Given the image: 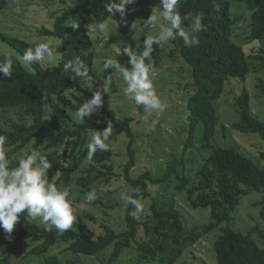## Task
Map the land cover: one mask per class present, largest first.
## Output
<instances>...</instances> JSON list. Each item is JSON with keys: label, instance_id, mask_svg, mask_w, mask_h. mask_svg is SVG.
Masks as SVG:
<instances>
[{"label": "trees", "instance_id": "1", "mask_svg": "<svg viewBox=\"0 0 264 264\" xmlns=\"http://www.w3.org/2000/svg\"><path fill=\"white\" fill-rule=\"evenodd\" d=\"M11 1L0 0V13ZM63 3L66 5L60 12H49L53 19L52 28L38 30L40 37L60 43L57 49L58 66L44 68L34 62L31 71L25 69L20 55L32 45L18 37L0 33L1 46L9 47L14 53L11 55L14 62L11 77L0 76V136L6 138L3 147L9 164L15 166L19 153L35 148L48 157L56 170L59 162L57 155L61 152L65 163L59 171L60 176L54 181L56 172L47 173L49 181L56 186L61 182L63 185L74 183L79 193L86 194L99 184L109 185L120 177L112 164L111 151L98 150L92 162L87 160V152L94 131H102L111 122L113 127L108 143L120 135L128 138L127 160L122 167L121 178L129 188L139 189V195H134V198L143 201L150 199L149 187L164 183L170 170L160 178H153L149 171L131 178L130 172L136 164V136L131 128L132 119L115 118L101 106L84 122L78 121L75 111L93 94L86 91L82 78L63 70L65 62L73 60L82 51H88L89 55L82 59H85L92 74L97 45L85 26L88 22L107 21L110 15L104 5L108 3L105 0H78L76 3L65 0ZM234 3L244 4L250 12L249 24L246 22L248 33L245 32L244 40L249 44L263 39L264 0H181L178 5L181 16L203 13L202 23L206 31L198 34V46L185 47L182 39L172 40L173 47L169 54L172 60L180 59L190 67L193 80L194 90L185 106L187 135L183 152L194 147L198 127L202 131L200 148L209 151L191 187L187 189L190 182L182 176L176 189L185 192L190 208L209 209L210 221L186 230L178 211L161 207L159 201L152 198L142 222L132 216L134 209L129 205L125 208L124 231L117 233L103 226V233L93 239L77 221L70 230L60 235L54 229L46 231L38 221L25 218V212L20 214L19 222L14 225L11 239H6V233L0 230V264H27L24 261L30 257L41 260V264H61L55 255L49 254V250L57 244H65L66 251L76 256L88 257L96 256L112 246V253L104 264H115L123 250L133 244L137 246L142 260H158V264H175L180 260V264H183L182 255L217 228L220 234L213 243L214 264H264V229L256 227L241 233L229 226L232 213L238 210L245 197L254 192L264 194V169L257 164L260 161L255 162L234 147L213 145L218 124L215 103L221 99L231 79L244 84L250 72L245 47L240 46L238 42L242 41H237L234 36V26L238 22L231 18ZM150 14L148 6L146 19ZM75 15L77 18L73 22L77 21L80 27L73 30L68 20ZM150 27L142 24L141 43ZM6 55H9L8 51L0 52V62ZM256 59L264 61V56H257ZM261 89L264 94L263 86ZM233 105L239 120L230 128L243 134H256L264 140V121L252 115L250 97L245 87L234 98ZM260 158L264 160V154ZM254 205L264 224V196ZM140 228L143 230L141 238ZM257 233L258 238L254 237ZM26 243L34 246L23 257L22 263L14 262L15 248Z\"/></svg>", "mask_w": 264, "mask_h": 264}, {"label": "rangeland", "instance_id": "2", "mask_svg": "<svg viewBox=\"0 0 264 264\" xmlns=\"http://www.w3.org/2000/svg\"><path fill=\"white\" fill-rule=\"evenodd\" d=\"M65 0H12L7 8L0 13V33L4 35L18 37L25 40L32 46L34 43L49 42L55 46L58 42L54 39L40 37L38 30L45 27L51 29L53 19L49 12H60L66 5ZM78 0H68L69 3H76ZM104 1V0H103ZM108 4H119L120 0H105ZM159 5V0H135L133 4L125 5V15L121 18L119 12H113L112 19L108 18L109 30L106 33L92 34L96 43V56L94 59L92 74L93 86L86 84L84 87L87 92L93 94L97 89L106 87V94H103L102 106L109 111L115 118L132 119L131 128L136 136L134 145L136 164L130 172L131 178H137L142 173L149 171L153 178H160L170 173L164 183L149 187L151 198L145 201L139 200L144 206V211L136 218L142 222L146 218L151 199L159 201V206L166 209H174L182 216V222L186 230L203 225L210 221L209 209H193L186 202L184 191H178L176 187L180 184V178L185 176L189 180L187 189L191 187L194 176L204 158L209 151H202V131L198 127L194 137V147L183 152L184 143L187 135V111L185 110L186 100L192 93L193 80L190 75L191 69L183 64V61L172 60L169 56L173 47L172 40L163 42L160 45L153 44L154 51L152 60L154 61V72L152 81L154 89L161 101L167 104L163 113L146 110L143 106H135L123 95L124 82L119 73L114 70H103V60L106 57L118 59L124 66L128 65L129 57L123 53V49L130 47L132 51L143 50L141 43L142 24L146 19V9L152 11L153 7ZM19 9V10H17ZM77 15L72 16L68 23H72ZM231 18L237 19L234 26V36L240 46H244L250 72L246 82L242 84L239 80L231 79L227 83L224 93L219 101L215 103L218 124L215 128L213 145L222 148L234 147L243 155L253 159L261 168L264 169V160L260 158L264 154V140L256 134H243L233 131L231 124L239 120L236 107L233 100L237 97L243 87L247 90L250 97V109L252 115L260 121H264V94L261 87L264 88V61L257 60V56H264V38L259 41H252L249 44L244 40L246 22L249 24L250 12L245 9L244 4L234 3L231 9ZM246 20V21H245ZM89 24V22H88ZM158 25L151 26L148 35H156ZM147 35V36H148ZM245 41V42H243ZM242 43V44H241ZM0 52L14 54L9 47L0 43ZM58 49V46H57ZM121 50V55L117 52ZM17 55V54H16ZM59 64V55L56 53ZM17 58V57H16ZM147 62V61H146ZM42 67L56 66V63L40 62ZM225 127V129H223ZM128 138L125 135L117 136L109 143V150L112 153V164L118 179H114L106 184H99L95 187L97 199L90 204L85 201V194L79 193L74 187V183L63 185L61 182L57 187H66L69 189V199L76 209V221L84 227L89 235L95 239L103 233V226H106L119 233L125 230V206L119 199L121 191L129 190L121 178L122 167L125 164L126 144ZM22 153L16 156V160ZM57 157L59 162L56 170L54 166L48 170L49 173L55 171L54 177L60 176V169L64 161L61 152ZM77 178V177H76ZM264 196L263 193H251L245 197L238 210L231 215L229 226L238 232L246 233L253 228L260 227L264 229V224L260 220L258 210L254 205ZM158 198V199H157ZM95 202V203H94ZM85 203V208L80 209L78 205ZM2 231V229H0ZM220 234L217 228L195 246L189 248L182 256L183 264H208L215 263L213 253V243ZM143 236V230H139V238ZM254 237L258 238L257 233ZM254 239V238H253ZM256 240V239H255ZM260 246V244L256 241ZM34 244H21L15 248L14 262L22 263L23 257ZM112 253V246L107 247L100 254L88 257L83 255H74L66 251L65 244H57L49 250V254L55 255L61 264H104ZM27 264H41V260L26 258ZM24 264V263H22ZM115 264H158L157 261L142 260L137 246L123 250L122 255ZM175 264H180L178 260Z\"/></svg>", "mask_w": 264, "mask_h": 264}, {"label": "clouds", "instance_id": "3", "mask_svg": "<svg viewBox=\"0 0 264 264\" xmlns=\"http://www.w3.org/2000/svg\"><path fill=\"white\" fill-rule=\"evenodd\" d=\"M135 0H120L119 4H105V10L111 19L113 12H119L121 18L125 15V5L133 4ZM181 0H159V5L153 7L151 14L144 20L145 26L158 25L156 35H148L143 41V50L133 52L130 47L123 49L128 59V65L124 66L118 59L106 57L103 60V70L109 69L119 73L124 82L123 95L135 106H143L146 110L163 113L167 104L162 102L153 86L152 74L154 61L152 53L153 44L160 45L170 40L182 39L185 47L198 46L200 41L198 34L206 31L202 23L203 13L185 14L181 16L178 5ZM19 10V9H17ZM73 30L80 27L76 21L70 23ZM86 31L92 34L106 33L109 30V21L91 22L87 24ZM57 43L55 46L49 42L34 43L27 48L20 60L25 69L32 70L34 62L56 63ZM121 55V50L117 49ZM88 51H82L73 60L64 63L63 70L71 72L76 77L82 78L86 84L93 86V77L90 75L88 64L85 63ZM147 61V62H146ZM13 60L11 54L6 55L0 62V76L9 78L12 75ZM106 87L93 92L90 99L75 111V118L84 122L86 117H91L103 104L102 96L106 94ZM112 123L102 131H94L88 144L87 160L92 162L94 154L99 151L109 150V137L112 134ZM6 138L0 136V229L6 233V239H11L14 225L19 222L20 214L26 212L25 218L38 221L46 231L53 229L60 235L73 227L77 219L76 209L69 199V189L58 188L54 182L49 181L47 173L52 167L48 157L35 148L25 150L15 166H10L4 151ZM54 159L56 158L53 157ZM64 165V161H60ZM139 195V189L121 191L119 199L127 208L131 205L134 209L132 216L139 218L144 211V206L134 198ZM97 199V192L91 190L85 194V201L90 204ZM85 203H80V209L85 208Z\"/></svg>", "mask_w": 264, "mask_h": 264}]
</instances>
